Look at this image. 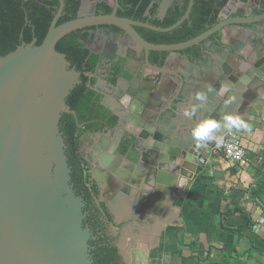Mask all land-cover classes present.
I'll use <instances>...</instances> for the list:
<instances>
[{"label":"water","instance_id":"obj_1","mask_svg":"<svg viewBox=\"0 0 264 264\" xmlns=\"http://www.w3.org/2000/svg\"><path fill=\"white\" fill-rule=\"evenodd\" d=\"M193 4L190 0L184 16L168 28L119 17L118 0L110 14H87L57 25L64 9V0H59L58 11L40 45L34 39L0 57V264H94L89 250L92 232L84 225L86 202L71 183L59 127L63 113L76 117L66 100L81 77L66 56L56 51L65 36L85 28L112 26L144 51L145 66L157 74L143 81L145 87L136 97L140 116L148 125L140 139L151 137L154 143L139 154L138 163L147 169L131 187L138 193L151 188L155 197L171 205L183 200L217 143L233 127H218L211 138L205 139L195 137L194 129L208 119L220 125L226 116L240 118L255 100L264 101V0H227L214 26L181 44H151L135 29L172 32L189 18ZM224 31L232 37L248 32L257 38L246 56L240 54L244 48L222 44L234 60L220 65L221 73L207 93L212 103L200 106L195 113L187 111L188 102L182 97L189 85L187 65L196 64L197 58H190L184 51L201 46L214 35L222 39ZM151 52L161 55L162 65L150 62ZM171 54L183 61L186 74L174 69L181 70L183 65L173 63ZM241 58L242 66L236 61ZM168 78L178 80L175 92H170L174 84ZM238 104L241 113H236ZM170 116L187 118L175 138L158 132L157 126L168 125ZM100 163L102 169L93 171L97 180V171L109 168L108 160ZM121 247L127 261L131 255L130 264H138V250L130 253L122 240Z\"/></svg>","mask_w":264,"mask_h":264},{"label":"crops","instance_id":"obj_2","mask_svg":"<svg viewBox=\"0 0 264 264\" xmlns=\"http://www.w3.org/2000/svg\"><path fill=\"white\" fill-rule=\"evenodd\" d=\"M171 6L166 2L165 12ZM256 36L242 32L232 37L224 31L220 42L211 39L203 44L195 57L196 64L187 65L189 85L182 93V97L188 102L187 111L192 110L195 113L200 106L212 103L207 93L214 84L216 75L221 73L220 65L230 64L234 60L222 48V44L226 47H242L245 50L242 49L240 54L246 56ZM171 58L173 63L183 65L178 55L171 54ZM236 61L240 66L244 64L242 58ZM136 66H132V71H139ZM175 68L180 73H185L184 65L183 70ZM139 73L137 79L122 81L118 90L110 91H115V99H109L112 109L120 117L121 125L117 136L111 140L118 144L127 132L134 142L132 159L125 161L118 153H114L116 145L110 144V133L97 136L92 142L79 140L80 150L81 145L84 147L88 144L85 154L81 155L88 161V165L91 163L90 165L102 169L99 157L103 151L99 153V147L113 154L111 166L108 164L109 168L100 174L96 182V200L112 230L120 236L130 253L132 249L138 250V264H264V226L262 230L256 231L254 225L243 216L251 215L253 222L264 216L248 191L263 171V99L255 100L240 117L248 125L246 129L241 126L233 127L246 147L247 160L235 166L221 158L217 159L219 155L215 150L183 200L175 201L171 205L165 199L155 197L151 188L145 187V191L138 193L131 187V183L137 185L145 175L144 170L147 167L141 166L138 159L139 154L149 147V139L152 140L151 137L147 141L140 139L148 125L140 116V104L136 97L145 87L143 81L157 74L150 69ZM169 80L174 84L170 92H175L178 80L168 78ZM240 92L242 91L238 93ZM124 97L129 98L127 104L122 103ZM235 110L236 113L243 111L240 104ZM186 123V117L170 116L168 125L161 123L157 126L158 132L175 138ZM227 123L225 120L222 128L225 129ZM130 262L131 255L128 263Z\"/></svg>","mask_w":264,"mask_h":264},{"label":"trees","instance_id":"obj_3","mask_svg":"<svg viewBox=\"0 0 264 264\" xmlns=\"http://www.w3.org/2000/svg\"><path fill=\"white\" fill-rule=\"evenodd\" d=\"M0 0V57L16 50L22 43H31L37 40L40 45L49 29L51 21L59 7L58 0L48 2L47 0ZM153 0H120L117 15L134 21L147 22L150 25L168 28L180 20L188 7L190 0H177L175 6L169 9L163 19L157 18L159 2L152 4ZM227 0H194L189 18L177 29L169 33H158L137 28L141 37L151 44L174 45L187 42L206 32L217 23L220 9ZM67 14L62 17L57 25L63 24L76 18L79 2H65ZM101 14H110L112 7L101 4ZM94 29V28H92ZM114 33L120 32L116 27H110ZM83 30L71 33L60 40L56 45V51L64 54L67 61L81 73V83L78 84L69 94L66 104L76 117L64 114L61 120V132L67 145L66 155L71 168L72 184L79 194H82L86 201H91L96 196V191L87 186L84 176V162L81 160L78 151L79 137L82 132L98 133L105 129L115 128L118 123L117 116L113 115L101 104L102 97L94 88L95 79L91 78L96 72V65L100 58L91 54L84 46L88 34ZM211 39L219 40L217 35ZM210 39V40H211ZM189 56L197 57V48H190L184 51ZM114 57L108 55V60ZM112 63V62H111ZM107 81L116 85L119 78L130 79L127 71L123 70V62L113 63L108 69ZM88 82V84H87ZM81 126V127H80ZM130 140H123L120 152L125 154ZM235 166L240 164L230 163ZM242 164V163H241ZM250 189V190H249ZM250 196L257 202L261 212L264 211V168L254 186L248 188ZM251 225V215H243Z\"/></svg>","mask_w":264,"mask_h":264},{"label":"flooded vegetation","instance_id":"obj_4","mask_svg":"<svg viewBox=\"0 0 264 264\" xmlns=\"http://www.w3.org/2000/svg\"><path fill=\"white\" fill-rule=\"evenodd\" d=\"M27 1H29V0H23V2H27ZM47 1L48 2H54V0H47ZM13 2H18V1L14 0ZM58 2H59V0H58ZM65 2H79L80 3L79 8L76 12V18H77V17L87 15V14H101L103 12L102 9L100 8L101 4H106V5L114 8L116 0H64V9H63L61 18L65 17V15L67 14V10H66L67 5ZM85 2H88V4H85ZM108 2H112V5L109 4ZM119 2H120V0H118V3ZM156 2H159L157 18L163 19L167 13V12H165L166 2H165V0H153L152 4H154ZM176 3H177V0H174V2H172V6L169 9L173 8ZM57 11H58V9H57ZM141 23H147V22H141ZM110 27H112V26H99V27L85 28V29H82L83 30L82 34H84L85 32L88 34L87 40L85 42H83L84 46L90 51L91 54L97 55L100 58L99 63H97V65H96V72L93 75H90L91 78L95 79L94 88L98 92V94L102 97L101 104L105 108H107L113 115L117 116L118 123H117L115 128L105 129L104 131L98 132V133L82 132L80 137H79V140H84V141L91 140V142H92V141H94V139H96L97 136L106 135V134L110 133L111 137H112V138H110V144L114 145V146L117 145L116 149H114V153H118V155L123 157L125 159V161H129L132 159V156H133L134 142L131 140V138H129L127 132L124 133L123 137L118 141V144H115L116 142L114 140H111L115 136H117V132L121 128V125L119 122L120 117L117 114V111L112 109L111 103L109 101V99L110 100H113V98L115 99V97H114L115 91L113 93H111L110 91L118 90V88L120 86L119 84L122 81L130 82L134 79H137L138 75H140L139 72H141L145 69H148V68L145 66L144 51H142L138 46H136L135 43L128 36H126V34L124 32H122L120 30V32L114 33L111 31ZM92 28H94V29H92ZM137 28H140V27H137ZM137 28H135L136 31H137ZM142 29H144V28H142ZM145 30H147V29H145ZM148 31H151V30H148ZM96 35L101 36L100 38L102 39V42H103L102 45L103 46L100 45L98 50L93 51V50L89 49L86 44L88 42L92 41L96 37ZM111 36H115L116 39H118V40L120 37L126 38L127 40H129L133 44V47H130V45L128 47H123L117 41H115L114 43L111 44L109 41V40H111V38H110ZM104 44H106V45H104ZM202 47H203V44L201 46L196 47V48L198 51H200V49H202ZM193 48H195V47H193ZM108 55L113 56L114 59L108 60ZM189 57L192 58L194 56H189ZM149 59H150V62L154 65H162V62L160 61L161 55L158 56V54L151 52ZM118 61L123 62V70H125L129 73L130 79H125V78L121 77L118 79L116 85H112V84L108 83V81H107L108 76H110V73H108V69L110 68V66L113 63H116ZM134 64L137 65L136 69H138L139 71H137V72L132 71L133 70L132 66ZM141 77H142V75H141ZM79 80L81 83V77ZM87 84H88V82H87ZM64 114H66V113L62 114L61 119H60V123H61V120H62V117L64 116ZM68 115H72V114H68ZM60 123H59V127L61 128ZM60 132H61V130H60ZM61 133H62V136L64 139V134H63V132H61ZM123 140H130L131 141V145L128 146L129 148L125 154H122L120 152V146H121ZM64 142H65V139H64ZM67 149L68 148H67V145L65 142V153L67 152ZM98 151H99V153L103 151V153L101 154V157H99V160L100 161L101 160L102 161L108 160L109 161L108 164L111 166L112 161L114 160L113 154L103 150L102 147H99ZM110 156H111V159H108ZM67 158H68V156H67ZM82 159L83 158H81V160ZM84 161H85V163L88 164V161H86V160H84ZM141 166H143V165H141ZM97 167L98 166H95V167L92 166L91 172H93L94 170L96 171ZM71 173H72V171H71ZM97 173L101 174V173H99V171H97ZM95 178H96V182H97V177L95 176ZM111 180H113V179L111 178ZM71 183H72V177H71ZM72 185H73V188L76 191V193L79 196H81L82 198H84V200L86 202V206L84 208V213L86 214V218L84 220V225L86 228H89L92 232V239L89 241V250H90L91 259L93 260L94 264H130V263H128L125 252L121 247L120 236H114V234L112 233L111 224L107 220V218L104 216L103 211L99 207V204L96 200V196H92V199L90 202L86 201L85 197L82 194H79L77 192L74 184H72Z\"/></svg>","mask_w":264,"mask_h":264},{"label":"built area","instance_id":"obj_5","mask_svg":"<svg viewBox=\"0 0 264 264\" xmlns=\"http://www.w3.org/2000/svg\"><path fill=\"white\" fill-rule=\"evenodd\" d=\"M215 150L221 152L224 160L229 163L241 164L248 158L246 147L234 128L222 136ZM261 165L264 168V157L261 158ZM263 226L264 216L255 221L254 230L260 231Z\"/></svg>","mask_w":264,"mask_h":264},{"label":"rangeland","instance_id":"obj_6","mask_svg":"<svg viewBox=\"0 0 264 264\" xmlns=\"http://www.w3.org/2000/svg\"><path fill=\"white\" fill-rule=\"evenodd\" d=\"M165 2H168V5H172V2H174V0H165ZM109 4H111L112 5V2H108ZM85 4H88V2H85ZM101 36H99V35H96V37L92 40V41H90V42H88L86 45H87V47L89 48V49H91V50H98L99 49V47H100V45L101 46H103L102 45V39L100 38ZM111 38V40H109L110 41V43L112 44V43H114L115 41H117L118 43H120V45L121 46H123V47H128L129 45H130V47H133V44L129 41V40H127L126 38H119V40L118 39H116V37L115 36H111L110 37ZM104 45H106V44H104ZM114 99V98H113ZM86 147H88V144L86 145V146H82L81 145V150H80V146H79V144H78V151H79V156H80V158H82L81 157V155L83 154H85V152H86ZM218 155H219V157H216L217 159L218 158H221L224 162H226L225 160H224V158H223V156H222V154H221V152H219L218 151ZM82 161L84 162V176H85V181H86V183H87V186L90 188V189H92V190H95L96 191V178H95V176H94V174H93V172H91V169H92V165H88L87 163H85V161L82 159ZM262 173V172H261ZM96 195H97V192H96ZM262 215H264V211H262Z\"/></svg>","mask_w":264,"mask_h":264},{"label":"clouds","instance_id":"obj_7","mask_svg":"<svg viewBox=\"0 0 264 264\" xmlns=\"http://www.w3.org/2000/svg\"><path fill=\"white\" fill-rule=\"evenodd\" d=\"M227 89H222V91H226ZM129 102L128 97H124L122 100V103L127 104ZM225 120L228 122L225 126L226 127H236V126H241L243 128H247L248 125L244 123L239 117H234V116H226ZM219 127V123L215 120L208 119L203 122H201L193 132V135L197 138L200 139H205V138H211V133L214 129ZM149 147L154 143L151 139L148 141ZM182 183V182H181ZM152 191V190H149Z\"/></svg>","mask_w":264,"mask_h":264},{"label":"bare ground","instance_id":"obj_8","mask_svg":"<svg viewBox=\"0 0 264 264\" xmlns=\"http://www.w3.org/2000/svg\"><path fill=\"white\" fill-rule=\"evenodd\" d=\"M250 97H251V96L247 97V100H248ZM224 121H225V118H224V120L221 121V123H220V125H219V128H220L221 130L224 129V128H222V124L224 123Z\"/></svg>","mask_w":264,"mask_h":264}]
</instances>
